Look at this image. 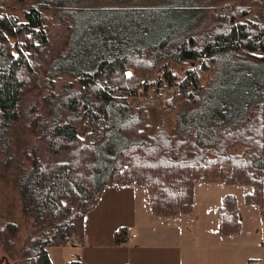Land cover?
Instances as JSON below:
<instances>
[{"label":"trees","instance_id":"1","mask_svg":"<svg viewBox=\"0 0 264 264\" xmlns=\"http://www.w3.org/2000/svg\"><path fill=\"white\" fill-rule=\"evenodd\" d=\"M110 1L16 0L20 14L0 7V187L18 191L28 231L19 245L14 210L0 214V264H53L48 249L84 241L85 217L107 188L144 190L152 212L167 219L194 209L201 182L251 186L247 200L264 205V22L254 19L255 6H227L203 30V0ZM255 4L264 8V0ZM58 20L66 25L61 44ZM222 57L258 64L238 78L237 95L216 101V113L232 107L224 121L209 96L200 99ZM175 67L185 69L183 79ZM155 75L159 89H175L165 114L201 101V116L191 118L199 128L149 135L148 112L129 113V99L147 93ZM201 128L213 132L205 138ZM114 133L115 148L106 144ZM240 229L237 201L227 195L218 231ZM128 240L127 228L117 231L116 245Z\"/></svg>","mask_w":264,"mask_h":264},{"label":"rangeland","instance_id":"2","mask_svg":"<svg viewBox=\"0 0 264 264\" xmlns=\"http://www.w3.org/2000/svg\"><path fill=\"white\" fill-rule=\"evenodd\" d=\"M16 0H0V7H6L4 10L14 12L15 14H20L21 3L16 4ZM160 1V0H159ZM257 0H203L196 6L200 10V20L199 24L203 30H206L211 26L213 22V16L224 10L227 6H249L254 7V19L257 21L264 22V8L257 7L255 4ZM116 2V1H115ZM97 6H105L108 3H111L110 0L105 2H97ZM146 4V5H145ZM152 4V5H151ZM158 3L151 0L144 2H134L129 5L134 6H157ZM2 7V8H3ZM81 24L82 19L78 20ZM65 24L62 21H57L54 24V36L56 42H59V38L64 34ZM69 30V29H68ZM69 33V31H68ZM79 33H76L75 37L77 38ZM220 58V57H219ZM218 58V61L221 63L220 67L215 69L213 72L206 76V86L208 89V94L206 95L203 92L200 95V99L209 96V102L207 105L213 110L214 115L221 117L226 120V117L222 114L223 112H228V108L231 109V106L227 107V110L223 112L216 113V103L221 100L223 101L228 97L233 98L237 95L235 88L238 84V78L241 75L251 76L252 66H257L256 63H249L247 65L240 64V62H235L234 59H229L222 57ZM226 65V66H225ZM219 66V64H218ZM224 66V67H223ZM223 67V68H222ZM184 68L175 67L174 72L177 74L179 79H183ZM129 76L134 74V69L129 70ZM230 78V79H229ZM159 77L157 75L152 77V86L149 91L145 94H142L138 97H132L129 99V104L131 109L130 114H135V111L139 108H144L149 115V123L147 127L149 128V135H153L158 128H167L168 133L171 132H182L185 128H199L191 122L192 116L200 117L201 108L197 107L201 104V101L198 105H194L191 102L183 101L182 104L176 110V113L171 115L165 114L164 105L165 101L171 98L174 95L175 89H169L166 85H163V88H158ZM65 81L57 82L55 87V92H59L64 85ZM77 88H79L77 86ZM46 94L50 92H45ZM206 95V96H205ZM222 98V99H220ZM218 100V101H217ZM217 101V102H216ZM210 104H212L210 106ZM213 115V119H214ZM213 119H209L206 122L210 123ZM219 124V123H218ZM217 124V126H218ZM119 125V124H118ZM119 128V127H118ZM121 128V127H120ZM188 129V128H187ZM204 133L203 137H208V132H213L212 128H201ZM120 141L118 140V134H111L108 138L106 144L112 146L113 148ZM105 144V145H106ZM243 148H239L235 151V154L241 153ZM244 150V149H243ZM104 162L108 159L106 152H102ZM136 188V187H135ZM141 194L146 196V192L142 189H138ZM253 193V187L246 185H236L228 183H198L195 186V204L194 209L185 215H181L176 218H161L159 215L154 214L151 208L144 204L143 198L139 199V212H140V230L147 234L149 231H156L158 238H163L168 242H179L186 243L188 241H197L198 239H204L208 242V238H221L226 239L227 242L235 244L237 249L236 252H239L240 255L254 254L260 256V253L264 254L261 250L264 240V205L259 206L253 204L247 200V196ZM226 195H232L235 197L241 217V229L231 235L222 236L218 231V219L220 216V211L224 203V197ZM264 195V191H263ZM0 204L2 208L0 209V214H5L9 210H14L16 223L21 227L19 229V239L18 244L22 245L23 240L26 239L28 234L27 228L25 227L24 218L22 216V201L19 197L18 191H16L12 186L8 188L0 187ZM160 240V239H157ZM224 243V241H223ZM253 247L252 250H240L238 247ZM0 253V257H4ZM12 264V262H11Z\"/></svg>","mask_w":264,"mask_h":264},{"label":"crops","instance_id":"3","mask_svg":"<svg viewBox=\"0 0 264 264\" xmlns=\"http://www.w3.org/2000/svg\"><path fill=\"white\" fill-rule=\"evenodd\" d=\"M140 197L146 204V196L138 188L105 189L98 206L85 217L84 246L49 248L53 264H68L76 259L82 264H264V254L240 255L235 244L226 239H198L184 244L158 238L155 230L145 234L139 229ZM122 228H127L129 240L118 246L115 236ZM260 248L264 252L263 245Z\"/></svg>","mask_w":264,"mask_h":264},{"label":"built area","instance_id":"4","mask_svg":"<svg viewBox=\"0 0 264 264\" xmlns=\"http://www.w3.org/2000/svg\"><path fill=\"white\" fill-rule=\"evenodd\" d=\"M72 245L78 248H82L84 246V243L81 240L76 239L75 241L72 242ZM263 247H264V240H263Z\"/></svg>","mask_w":264,"mask_h":264}]
</instances>
